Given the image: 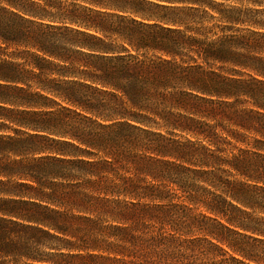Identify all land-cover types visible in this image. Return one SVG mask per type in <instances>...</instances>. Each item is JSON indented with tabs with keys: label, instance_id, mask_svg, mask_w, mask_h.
Instances as JSON below:
<instances>
[{
	"label": "trees",
	"instance_id": "16d2710c",
	"mask_svg": "<svg viewBox=\"0 0 264 264\" xmlns=\"http://www.w3.org/2000/svg\"><path fill=\"white\" fill-rule=\"evenodd\" d=\"M73 1L0 0V264H264L262 11Z\"/></svg>",
	"mask_w": 264,
	"mask_h": 264
},
{
	"label": "rangeland",
	"instance_id": "374dc122",
	"mask_svg": "<svg viewBox=\"0 0 264 264\" xmlns=\"http://www.w3.org/2000/svg\"><path fill=\"white\" fill-rule=\"evenodd\" d=\"M60 1H62L63 4L65 5H68L69 3L81 4L79 2H74L73 0H60ZM226 4L235 5L246 9L260 10L262 11V14H260L258 17L264 20V0H243L241 2H232V3L227 2ZM198 63L200 64V61H198ZM12 108L14 110H24V108L20 106H13ZM176 137L182 140L186 138L193 139L191 136L179 132H176ZM250 141H252V139H250ZM250 159L248 162H264V158L256 157L254 155L250 156ZM110 199L112 200V198ZM171 204L172 205H170L167 210V214H168L167 216L170 220L169 222H174V224L177 225L179 224V226L184 228V230H187V232L190 233L187 236V238L190 239L197 238L200 241L198 244V250L201 247V251H203L202 254L209 256V258L203 257L202 254L198 253L197 250L196 251L197 258L199 257V259L195 260L196 264H202L203 262L209 264L214 262L215 264H218V262H221V260H223L224 258H228V256L222 257L220 255L221 254L220 251L218 252L210 247L209 242L214 240L208 237L204 232V230L206 229L209 230L210 232H214L215 230H217V227H219V225L213 219H218V218H215L213 215L208 214V216H210L213 219L207 222L206 219L204 218L207 212L204 209L194 208L193 206H190L189 204L178 199H174V201H172ZM95 207L101 210H111V208H115V204L111 203L109 204V206L108 205L106 206V204H95ZM193 219H196V221ZM228 264H233V263L232 261L228 260Z\"/></svg>",
	"mask_w": 264,
	"mask_h": 264
}]
</instances>
